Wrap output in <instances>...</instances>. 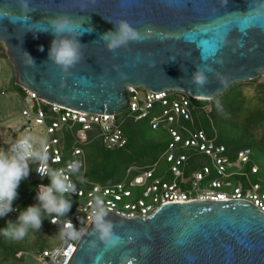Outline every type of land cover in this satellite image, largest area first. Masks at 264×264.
Wrapping results in <instances>:
<instances>
[{
	"label": "water",
	"instance_id": "water-1",
	"mask_svg": "<svg viewBox=\"0 0 264 264\" xmlns=\"http://www.w3.org/2000/svg\"><path fill=\"white\" fill-rule=\"evenodd\" d=\"M60 16L85 31L68 71L48 60L54 35L45 30ZM121 19L143 40L111 52L99 38ZM1 43L17 85L84 113L125 111L128 85L210 100L264 72V0H0ZM197 66L211 69L203 86L192 79ZM106 219L121 242H99L92 221L69 264H264V212L248 200L171 202L149 217Z\"/></svg>",
	"mask_w": 264,
	"mask_h": 264
},
{
	"label": "built area",
	"instance_id": "built-area-1",
	"mask_svg": "<svg viewBox=\"0 0 264 264\" xmlns=\"http://www.w3.org/2000/svg\"><path fill=\"white\" fill-rule=\"evenodd\" d=\"M128 91L129 105L118 114L84 113L46 101L29 90L20 96L24 116L20 129L31 131L34 124L43 128L48 167L58 170L65 169L73 160L83 163L81 172L72 175L76 194H66L76 199L73 211L64 217H55V214L48 216L50 221L54 217L57 220L53 225L57 228L58 243L41 250L37 264H69L78 241L61 239L60 231L69 219L84 234L92 223L90 216L95 196L103 199L107 211L126 217H149L164 204L197 199H244L253 202L264 212V182L251 178L259 171L252 148L239 149L235 159L229 157L227 146L203 126L208 108L196 100L204 99L182 90L151 91L128 85ZM5 92L2 89L1 93ZM44 106L47 108L44 109ZM141 120H148L152 129H166L169 140L161 157L146 166H130L125 179L121 181L110 184L89 181L86 178V148L89 144L101 140L108 149L124 148L129 143L125 130L128 121ZM17 138L13 136L9 148ZM198 154L207 156L211 163L193 169L189 163ZM161 159L166 162L162 168ZM36 168L35 174L26 179L36 182L37 191L38 185H48L50 179L41 177ZM78 177H82L87 185H79L76 181ZM20 186L21 183L18 188ZM13 207L17 210L18 204Z\"/></svg>",
	"mask_w": 264,
	"mask_h": 264
},
{
	"label": "clouds",
	"instance_id": "clouds-1",
	"mask_svg": "<svg viewBox=\"0 0 264 264\" xmlns=\"http://www.w3.org/2000/svg\"><path fill=\"white\" fill-rule=\"evenodd\" d=\"M22 7L27 9V3H23ZM113 24L115 31L110 30L99 38L105 42L109 51L116 52L121 47L127 48L130 42L139 43L143 40L141 34L126 20L121 19ZM80 28L81 26L74 20L67 16H60L50 20L49 28L45 30V32L50 31L54 35L48 51V60L61 66L64 71H68L83 56L82 44L77 37L82 36L85 31H80ZM40 50L43 51V48L41 47ZM27 55L35 65L30 54L27 53ZM205 71H211V69L196 67L192 73L195 84L203 86L208 82ZM30 161L39 162L36 172L41 177L47 176L50 179V184L38 185L35 196L37 203L18 210L15 221L7 220L6 226L0 228V235L9 240H21L30 230L39 231L45 216H53V214L55 217L66 216L71 210L72 203L65 198V194H76L77 192L72 175L81 172L83 163L73 160L67 164L65 169L52 170L47 164L46 140L31 134L22 135L15 140L10 148L0 150V218L5 217L9 212L17 211L13 209L12 205L18 196L17 189L21 181L30 174ZM78 179L84 182L82 177H78ZM55 217L50 223H57ZM106 217L107 210L104 207L103 199L95 196L90 216L94 223V234L97 240L106 247H114L121 242V237L113 231L114 225ZM82 234L83 230H77L69 219L64 222L60 231L61 239L68 238L78 241ZM95 246L94 241L92 247Z\"/></svg>",
	"mask_w": 264,
	"mask_h": 264
},
{
	"label": "rangeland",
	"instance_id": "rangeland-1",
	"mask_svg": "<svg viewBox=\"0 0 264 264\" xmlns=\"http://www.w3.org/2000/svg\"><path fill=\"white\" fill-rule=\"evenodd\" d=\"M0 70L2 71V76L0 77V139L2 141V147L0 150H7L9 148V143L14 135L20 137L22 135L31 134L35 137L45 139L46 134L44 131L42 132L43 128L39 125H32L31 131L20 129V125L24 121V116L22 115L23 103L20 97L22 92L15 87V69L8 58L5 45L2 43L0 44ZM2 89L6 91L5 94L1 93ZM230 89L233 93L237 94V102L240 104L237 116L232 117L229 122L217 123L214 107L211 103L215 98L210 99V102L206 104L208 108V131L224 142L239 140L249 143L254 153L253 159L259 167L257 174L252 175L251 178L253 181L262 179L264 182V120L254 125H247L246 123V118L249 117L252 111H262L264 115V72L253 80L235 83L221 96L225 97V94L228 93ZM137 124L140 137L137 138V144L142 146L153 144V147H148V150L154 151L156 157H161L169 140L166 129L161 128L159 130H153L146 120H141L137 122ZM225 144L229 149V157L235 159L236 149L230 146L228 142H225ZM88 147H91V151L88 150ZM88 147L86 148L88 157L87 167L92 165V158L90 160L91 153L93 159H97L101 151L109 153L112 157H119L120 153H123L121 148H106L101 140L93 141ZM128 149L133 162H139L143 156V149L139 147L133 149L129 147ZM145 150L147 151V149ZM125 157V154H123L122 158ZM119 162L118 160H113L110 167H113ZM29 163L31 168L29 175H34L37 162L30 161ZM135 163H132V165H136ZM210 163V159L207 156L198 154L191 158L189 164L193 166V169H198L204 164ZM165 165V160L161 159L160 168ZM25 180L28 181L27 179ZM75 201V198L71 199L72 207L69 212L73 211V203H75ZM5 226L6 221H0V228ZM57 234L56 232L41 228L39 231L30 230L21 240H9L3 235H0V264H37L41 250L52 244L58 243Z\"/></svg>",
	"mask_w": 264,
	"mask_h": 264
},
{
	"label": "trees",
	"instance_id": "trees-1",
	"mask_svg": "<svg viewBox=\"0 0 264 264\" xmlns=\"http://www.w3.org/2000/svg\"><path fill=\"white\" fill-rule=\"evenodd\" d=\"M234 85V84H233ZM15 87L20 90L22 93H25V90L20 87L19 85L15 84ZM226 96H219L216 97L211 103L213 104L214 111H215V119L217 123H226L231 120L232 117H236L239 109L240 104L237 102V94L233 93L230 89L228 93L225 94ZM198 104L204 105L208 104L210 100H196ZM264 120V115L262 111H252L249 117L246 118L247 125L251 124H258L261 123ZM148 122V120H146ZM208 117L203 118V126L208 131V125H207ZM139 122V121H137ZM135 121H128L127 125L125 126L126 133L129 137V143L126 147L121 148L123 153H120L119 157L116 156H110L109 153H106L104 151L100 152V155H98L97 159H93L92 153L90 155V160L92 158V165L90 167H87L88 170H86V178L91 182H99L102 184H110L117 181H121L125 179L127 169L130 166H146L154 161H156L159 157H156L154 154V151H149L148 147H153V144H146V145H138L137 144V138L139 137V129L138 124ZM149 124V123H148ZM150 126V124H149ZM151 127V126H150ZM152 129V127H151ZM155 130V129H153ZM159 130V129H158ZM209 132V131H208ZM210 133V132H209ZM211 134V133H210ZM218 139V138H217ZM219 142H222L225 144V142H228L230 146H233L236 151H238L241 148L250 147L249 143L242 142L239 140H233V141H223L218 139ZM92 144V143H91ZM90 144V145H91ZM132 144V146H131ZM89 145V146H90ZM226 145V144H225ZM227 146V145H226ZM129 147L132 149L135 147H139L143 149V156L139 160V162H133V159L131 157V154L129 153ZM228 148V146H227ZM251 148V147H250ZM131 149V150H132ZM147 149V151L145 150ZM155 149V148H154ZM88 150L91 151V147H88ZM229 150V149H228ZM156 153V152H155ZM125 154V158H122V155ZM129 154V155H128ZM155 155V157H154ZM92 156V157H91ZM88 159V157H87ZM113 160L120 161L113 167H110ZM122 161V162H121ZM132 163H135L136 165H132ZM122 164V166H121ZM77 183L79 185L85 186V182H81L80 179H76ZM35 181L28 182L26 180L21 181L20 188L17 189L18 196L16 200H14V204H19L17 211L9 212L5 217L0 218V221H7V220H13L18 216V210H22L26 208L28 205L37 203L35 196H36V189H35ZM65 198L73 199L71 196L65 194ZM12 205V207H13ZM14 209V207H13ZM42 228L46 229L47 231L56 232L57 228L50 223V220L48 216L44 217V220L42 221Z\"/></svg>",
	"mask_w": 264,
	"mask_h": 264
}]
</instances>
